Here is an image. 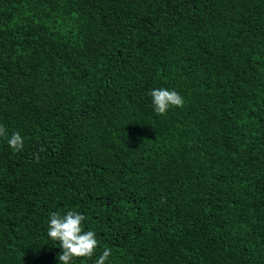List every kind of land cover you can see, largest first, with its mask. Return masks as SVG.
I'll return each mask as SVG.
<instances>
[{
    "label": "trees",
    "instance_id": "obj_1",
    "mask_svg": "<svg viewBox=\"0 0 264 264\" xmlns=\"http://www.w3.org/2000/svg\"><path fill=\"white\" fill-rule=\"evenodd\" d=\"M0 125V264H264V0H0Z\"/></svg>",
    "mask_w": 264,
    "mask_h": 264
},
{
    "label": "clouds",
    "instance_id": "obj_2",
    "mask_svg": "<svg viewBox=\"0 0 264 264\" xmlns=\"http://www.w3.org/2000/svg\"><path fill=\"white\" fill-rule=\"evenodd\" d=\"M149 95L154 111L158 115L166 114L170 108L184 106L183 96L175 90L156 88L151 90ZM0 136H7V131L2 125H0ZM7 143L14 152H19L24 147V140L19 132L12 133ZM84 220L83 214L71 210L63 215L55 212L50 214L47 236L59 242L62 250V254L58 255L60 264H71L74 258L93 257L99 242L94 231L84 230ZM111 254V249L106 247L95 264H105Z\"/></svg>",
    "mask_w": 264,
    "mask_h": 264
}]
</instances>
